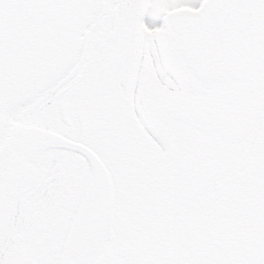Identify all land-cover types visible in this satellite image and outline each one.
Returning a JSON list of instances; mask_svg holds the SVG:
<instances>
[{"label":"snow or ice","instance_id":"obj_1","mask_svg":"<svg viewBox=\"0 0 264 264\" xmlns=\"http://www.w3.org/2000/svg\"><path fill=\"white\" fill-rule=\"evenodd\" d=\"M0 264H264V0H0Z\"/></svg>","mask_w":264,"mask_h":264}]
</instances>
